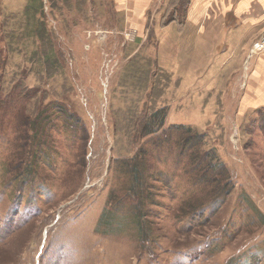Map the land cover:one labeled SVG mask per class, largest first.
Here are the masks:
<instances>
[{
    "label": "rangeland",
    "instance_id": "1",
    "mask_svg": "<svg viewBox=\"0 0 264 264\" xmlns=\"http://www.w3.org/2000/svg\"><path fill=\"white\" fill-rule=\"evenodd\" d=\"M189 1L0 0V264H264L262 97Z\"/></svg>",
    "mask_w": 264,
    "mask_h": 264
},
{
    "label": "crops",
    "instance_id": "2",
    "mask_svg": "<svg viewBox=\"0 0 264 264\" xmlns=\"http://www.w3.org/2000/svg\"><path fill=\"white\" fill-rule=\"evenodd\" d=\"M115 6L125 16L136 15L144 18L146 13H152V17L160 14L164 3H171L170 8L174 15H178V9L182 8V0H113ZM179 1L180 3H177ZM174 9V10H173ZM186 17L169 21L163 26V30L170 33L181 30V41L183 40L184 25H195L202 30H216L218 51V61L227 58L230 61L229 70L235 69L231 73L232 79H240V94L246 95V91L251 87L257 89L261 94L260 101L264 107V57L251 59V65L247 68L242 63L247 47L259 39L264 30V0H190L186 3ZM211 25V26H210ZM215 37V36H214ZM180 42V40H179ZM182 42H180V46ZM227 60V61H228ZM213 68L217 63L214 60ZM220 66V64H218ZM228 71V73L230 72ZM258 74V80L254 84L252 79ZM253 106L252 108H254Z\"/></svg>",
    "mask_w": 264,
    "mask_h": 264
},
{
    "label": "trees",
    "instance_id": "3",
    "mask_svg": "<svg viewBox=\"0 0 264 264\" xmlns=\"http://www.w3.org/2000/svg\"><path fill=\"white\" fill-rule=\"evenodd\" d=\"M172 20H175V18L171 17L169 20H167V22L172 21ZM164 116H165L164 114L161 115V112L154 114L153 119H152V132H154V129H153L154 126H156L155 127V131H156L164 123ZM44 118L45 117H42L41 119L38 118L37 120L42 122V121H44ZM156 123H157V125H155ZM139 167H140V164H138V162H137V164H135V165L131 164V167L129 170L133 174V178H134L133 184H134V188L136 189L135 191L138 192L140 194V196H142L143 191L139 190V188L141 187V189H142L145 182H144L143 178L140 179V168ZM139 210H140V212H139L138 216H139L140 220H142V218L145 216L143 215V210H141L140 208H139Z\"/></svg>",
    "mask_w": 264,
    "mask_h": 264
},
{
    "label": "built area",
    "instance_id": "4",
    "mask_svg": "<svg viewBox=\"0 0 264 264\" xmlns=\"http://www.w3.org/2000/svg\"><path fill=\"white\" fill-rule=\"evenodd\" d=\"M259 44L257 43V45L255 47L252 48V51H253V54L259 50V48H264V30L260 36V39H259Z\"/></svg>",
    "mask_w": 264,
    "mask_h": 264
}]
</instances>
